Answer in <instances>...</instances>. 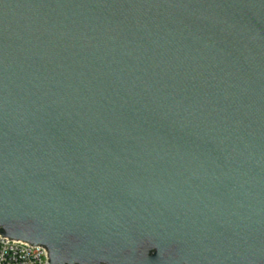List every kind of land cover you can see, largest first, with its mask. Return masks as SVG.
<instances>
[{"label":"water","instance_id":"water-1","mask_svg":"<svg viewBox=\"0 0 264 264\" xmlns=\"http://www.w3.org/2000/svg\"><path fill=\"white\" fill-rule=\"evenodd\" d=\"M0 235L264 264V0H0Z\"/></svg>","mask_w":264,"mask_h":264},{"label":"built area","instance_id":"built-area-1","mask_svg":"<svg viewBox=\"0 0 264 264\" xmlns=\"http://www.w3.org/2000/svg\"><path fill=\"white\" fill-rule=\"evenodd\" d=\"M45 247L0 235V264H48Z\"/></svg>","mask_w":264,"mask_h":264}]
</instances>
